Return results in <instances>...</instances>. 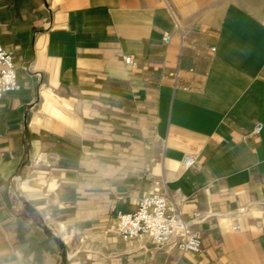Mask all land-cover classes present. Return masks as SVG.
Segmentation results:
<instances>
[{
	"label": "crops",
	"instance_id": "obj_1",
	"mask_svg": "<svg viewBox=\"0 0 264 264\" xmlns=\"http://www.w3.org/2000/svg\"><path fill=\"white\" fill-rule=\"evenodd\" d=\"M179 11L0 0L21 85L0 99V264H264V20ZM158 187L200 252L121 238Z\"/></svg>",
	"mask_w": 264,
	"mask_h": 264
},
{
	"label": "built area",
	"instance_id": "obj_2",
	"mask_svg": "<svg viewBox=\"0 0 264 264\" xmlns=\"http://www.w3.org/2000/svg\"><path fill=\"white\" fill-rule=\"evenodd\" d=\"M164 39H168L167 34ZM131 59L127 58L129 61ZM17 70L13 54L0 45V99L6 93L21 89ZM260 130L261 125H258L255 133ZM197 160V155H186L181 162L185 168H190ZM194 216L195 219L199 218V213H194ZM115 227L127 242L146 235L158 246L175 243L182 254L198 253L201 250V234L183 219L177 203L160 187L143 195L134 211L117 215ZM234 229L239 227L235 226Z\"/></svg>",
	"mask_w": 264,
	"mask_h": 264
},
{
	"label": "rangeland",
	"instance_id": "obj_3",
	"mask_svg": "<svg viewBox=\"0 0 264 264\" xmlns=\"http://www.w3.org/2000/svg\"><path fill=\"white\" fill-rule=\"evenodd\" d=\"M165 3L175 13L179 9L182 16L194 15L212 5L221 6L228 3H236L264 20V0H165Z\"/></svg>",
	"mask_w": 264,
	"mask_h": 264
}]
</instances>
